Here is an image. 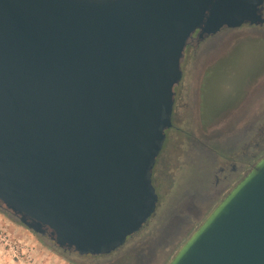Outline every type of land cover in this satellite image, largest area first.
Returning a JSON list of instances; mask_svg holds the SVG:
<instances>
[{
    "label": "water",
    "instance_id": "95a60500",
    "mask_svg": "<svg viewBox=\"0 0 264 264\" xmlns=\"http://www.w3.org/2000/svg\"><path fill=\"white\" fill-rule=\"evenodd\" d=\"M264 0H0V209L102 256L156 215L186 49ZM167 264H264V155Z\"/></svg>",
    "mask_w": 264,
    "mask_h": 264
},
{
    "label": "rangeland",
    "instance_id": "374dc122",
    "mask_svg": "<svg viewBox=\"0 0 264 264\" xmlns=\"http://www.w3.org/2000/svg\"><path fill=\"white\" fill-rule=\"evenodd\" d=\"M259 37L264 38L246 30L221 32L188 53L177 90L181 133L169 162L161 156L157 165L163 204L123 249L108 256L65 255L0 210V264H167L199 226L195 215L204 218L219 202L212 204L222 188L216 185L222 164L255 152L248 153L247 146L264 123V40ZM184 102L190 109L184 110Z\"/></svg>",
    "mask_w": 264,
    "mask_h": 264
},
{
    "label": "flooded vegetation",
    "instance_id": "af4514ba",
    "mask_svg": "<svg viewBox=\"0 0 264 264\" xmlns=\"http://www.w3.org/2000/svg\"><path fill=\"white\" fill-rule=\"evenodd\" d=\"M263 17H264V7H263ZM242 30H246V33H252L254 35L263 36L264 37V24L263 25H259V26L249 25L248 24V25H244L242 28L237 29V30L225 28L221 32H225L226 35L227 34L231 35L233 33L240 32ZM218 34H216L214 36L206 37V38L205 37L204 38H200V36H199L200 33L197 32L194 35V37L191 39V41L189 42V44L187 46L186 54H185V57H184V61H183L182 67L184 66V62H185L186 57H187L189 52L196 51L205 41L209 40L210 38H215V36H217ZM256 40L260 41V40H264V38L259 37ZM181 85H182V83H181ZM180 86H178L176 88V104H175V111H174V115H173V119H172L173 120V126H172V128H170L169 130L166 131V139H165V141L163 143L162 150H161L159 156L156 159V162H155V165H154V168H153V171H152V175H151V180H152L153 186L155 188L156 194L159 197L158 209L163 204V197H162V195L159 192V179L157 177H161V174H160V172L157 171V168H158L157 165H158V162H159V159L161 158V156H163V159H164L163 163H168L169 162L168 160H170V157L172 156L171 155V151L174 148H176V144L178 143L177 140H176L177 136H178L179 133H181V130L177 127V123L179 121L183 120V116L177 114V112H176L179 100L182 99V97H181L182 95L180 94V92L177 91ZM202 88H204V86ZM203 92L204 91L202 90V96H204ZM182 106H183L184 110L190 109L189 103H187V102H184L182 104ZM199 144L201 146H206L201 141H199ZM247 150H248L247 151L248 153L251 152V151H255V152L252 153V154L249 153L250 155L249 154L245 155V157H243V158L242 157H239V158L230 157L222 164V166H223V170L222 171L224 173L221 174V175L218 174L217 182H216V185H220V186H222V188L217 193V197L214 199L212 204L217 202V201H219V202H217V205H218L220 203V201L227 195V193L244 177V175L264 155V123L262 125H260V127H259V129L257 131L256 140L251 142V144H249L247 146ZM237 159H239V160H237ZM238 163H239V165H238ZM163 167H164V165H163ZM225 172H228V174L225 175ZM158 209H157V211H158ZM195 216L199 218L201 216V214H196ZM153 218L150 220V222L153 220ZM150 222L148 223V225L150 224ZM148 225H146L144 227V229ZM138 234L130 237L128 239V241L126 242V244L124 246L120 247L118 250H116V251H114V252H112L110 254H105V255H102V256H108V255H111L113 253H116V252L120 251L121 249H123L127 245V243L131 239L135 238ZM52 244L56 247L55 243H52ZM56 249L59 250L60 252H62L63 254H65V255L75 253V252H72V251H66V250L60 249L58 247H56ZM81 256H91V255H81Z\"/></svg>",
    "mask_w": 264,
    "mask_h": 264
}]
</instances>
